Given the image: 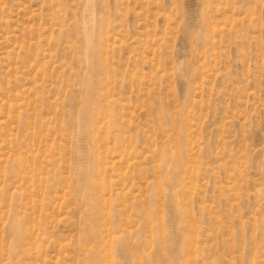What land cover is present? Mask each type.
<instances>
[{
    "label": "rangeland",
    "instance_id": "rangeland-1",
    "mask_svg": "<svg viewBox=\"0 0 264 264\" xmlns=\"http://www.w3.org/2000/svg\"><path fill=\"white\" fill-rule=\"evenodd\" d=\"M0 264H264V0H0Z\"/></svg>",
    "mask_w": 264,
    "mask_h": 264
}]
</instances>
